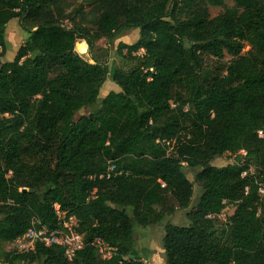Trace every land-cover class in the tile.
Instances as JSON below:
<instances>
[{"label":"trees","instance_id":"16d2710c","mask_svg":"<svg viewBox=\"0 0 264 264\" xmlns=\"http://www.w3.org/2000/svg\"><path fill=\"white\" fill-rule=\"evenodd\" d=\"M67 1L0 0V59L9 22L27 34L0 63V243L33 221L60 228L57 207L85 245L68 260L36 242L3 264H144L134 223L189 208L193 183L187 224L163 226L165 264H264V0H87L86 14ZM209 5L223 11L210 17ZM129 29L137 40L115 49L127 68L76 51ZM107 80L119 91L98 100ZM226 153L234 163L211 165ZM96 238L110 258L90 245Z\"/></svg>","mask_w":264,"mask_h":264},{"label":"rangeland","instance_id":"374dc122","mask_svg":"<svg viewBox=\"0 0 264 264\" xmlns=\"http://www.w3.org/2000/svg\"><path fill=\"white\" fill-rule=\"evenodd\" d=\"M87 0H68L66 2V10L72 11L77 9L80 5L83 6L82 10L86 14L89 12L90 8L87 6ZM223 3L227 7H232V0H223ZM223 9L218 6H208V12L210 17L216 16L218 13L222 12ZM77 20V19H76ZM27 34L23 32L17 20H12L6 25L5 31V47H4V55L0 59V63L11 62L15 56L17 49L24 44L26 41ZM138 38V30L137 29H129L122 33V35L113 40L110 44H107L104 39H99L94 43L93 48L90 51H87L86 45L80 46V43L77 41L75 44L76 51L79 53L82 59L92 62L94 59L98 62L105 63L108 70L112 71L115 68H127L126 63H122V61L116 57L115 49L119 42H123L126 44H132ZM248 50V47H245L244 51ZM230 57L225 55L224 60H229ZM213 59L211 57H205L206 65L213 64ZM110 91H119V89L110 81L107 80L101 87L99 91L98 100L103 98ZM98 105V104H97ZM97 105L93 106L90 109H83L78 113V115L86 114L87 112L95 109ZM76 115L75 118L78 117ZM172 143L171 146H173ZM171 148L168 149L170 151ZM235 162V156L233 154L226 153L219 158L214 159L211 162V165L215 167H222L227 164H231ZM251 173L255 175V169L253 167L250 168ZM264 178V177H263ZM189 180H193L191 175H188ZM200 194V188L196 183H193V195L192 202L189 208L185 210H175L171 216H166L165 219L157 225L143 226L138 223H134L133 225V243H134V254L136 257L141 259L144 264H165V255L162 251L160 239L161 235L164 233L163 226L170 222L173 225L185 226L187 224L186 213L190 211V209L195 204V201ZM171 206H174L173 200L170 201ZM228 208L230 210L233 209L231 204H228ZM15 252L12 248V243H0V263L3 264L4 254ZM5 264V263H4Z\"/></svg>","mask_w":264,"mask_h":264},{"label":"built area","instance_id":"2783aa9c","mask_svg":"<svg viewBox=\"0 0 264 264\" xmlns=\"http://www.w3.org/2000/svg\"><path fill=\"white\" fill-rule=\"evenodd\" d=\"M264 136V134H262ZM241 154H245L244 151H240ZM111 170V168H109ZM108 170V171H109ZM249 169V173H251ZM120 174V173H119ZM246 172L242 173L241 176L244 177ZM108 176V175H107ZM258 187V196L264 200V180L257 181ZM163 186V185H162ZM8 204H11V201H7ZM58 220L61 223V227L53 230H45L44 227H41L40 230H36L34 225L35 221L32 222L33 227L29 229L24 235L16 238L12 243V248L15 253H26L34 249L36 242L43 243L45 246L58 245L64 249V257L68 260H71L75 252L81 250L84 247L83 235L80 234L76 228L78 227L77 222L73 218L65 220V213H60L56 207ZM228 207H226L219 215L218 218L226 221V213ZM212 218V216H209ZM39 226L40 223L37 222ZM60 226V223H59ZM95 249L98 250L102 258H110L112 249L105 244L100 238H96L90 243ZM1 264V263H0Z\"/></svg>","mask_w":264,"mask_h":264},{"label":"crops","instance_id":"0c3cea01","mask_svg":"<svg viewBox=\"0 0 264 264\" xmlns=\"http://www.w3.org/2000/svg\"><path fill=\"white\" fill-rule=\"evenodd\" d=\"M79 43H80V46H82V47H83V45H85V43L83 41H79Z\"/></svg>","mask_w":264,"mask_h":264},{"label":"water","instance_id":"95a60500","mask_svg":"<svg viewBox=\"0 0 264 264\" xmlns=\"http://www.w3.org/2000/svg\"><path fill=\"white\" fill-rule=\"evenodd\" d=\"M130 258H132V256H130Z\"/></svg>","mask_w":264,"mask_h":264}]
</instances>
